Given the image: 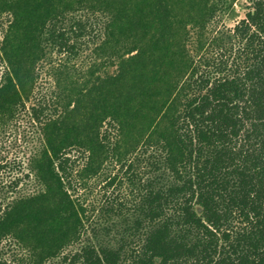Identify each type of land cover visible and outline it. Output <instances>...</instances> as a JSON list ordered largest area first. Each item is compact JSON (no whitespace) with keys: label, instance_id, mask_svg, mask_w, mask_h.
Here are the masks:
<instances>
[{"label":"trees","instance_id":"1","mask_svg":"<svg viewBox=\"0 0 264 264\" xmlns=\"http://www.w3.org/2000/svg\"><path fill=\"white\" fill-rule=\"evenodd\" d=\"M238 1L0 0V131L38 142L0 264H264V0L219 27Z\"/></svg>","mask_w":264,"mask_h":264},{"label":"rangeland","instance_id":"2","mask_svg":"<svg viewBox=\"0 0 264 264\" xmlns=\"http://www.w3.org/2000/svg\"><path fill=\"white\" fill-rule=\"evenodd\" d=\"M245 0H239L235 4L234 11L231 10L228 14L223 16L219 27L226 26L228 28H233L241 19L245 18L246 6ZM9 16L7 13H0V47L1 42L4 37L5 28L7 27ZM4 63L0 57V78L2 71L4 70ZM114 69V68H113ZM34 125L30 124L29 121L18 120L11 122L4 130L0 131V185L7 189L9 192L14 190L17 191H27L33 189L32 179L27 177L29 173L28 170V160L31 154V150L38 144L34 140ZM112 176L115 174L123 175L126 169H120L119 166H112L110 169ZM21 178L19 186L14 187L15 189H10V185L15 179ZM120 181V178L117 180ZM94 187V196L101 198L104 195L105 184L98 182V187ZM117 185L108 189L110 192H118ZM85 193V190H81ZM1 197V196H0ZM9 254L12 253L9 251Z\"/></svg>","mask_w":264,"mask_h":264}]
</instances>
